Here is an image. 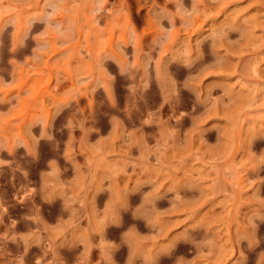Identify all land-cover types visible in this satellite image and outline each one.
<instances>
[{"label": "rangeland", "instance_id": "374dc122", "mask_svg": "<svg viewBox=\"0 0 264 264\" xmlns=\"http://www.w3.org/2000/svg\"><path fill=\"white\" fill-rule=\"evenodd\" d=\"M0 264H264V0H0Z\"/></svg>", "mask_w": 264, "mask_h": 264}]
</instances>
